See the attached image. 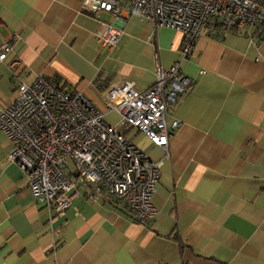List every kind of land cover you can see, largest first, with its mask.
<instances>
[{
	"label": "crops",
	"instance_id": "crops-1",
	"mask_svg": "<svg viewBox=\"0 0 264 264\" xmlns=\"http://www.w3.org/2000/svg\"><path fill=\"white\" fill-rule=\"evenodd\" d=\"M83 0H0V108L39 73L80 91L110 123V86L150 88L156 64L171 68L182 35L133 15L113 49L97 40L101 20ZM19 63L11 67V61ZM187 93L170 111L180 122L170 156L134 129L128 138L163 161L148 224L77 189L62 216L37 203L13 146L0 130V264H264V26L214 33L205 28L182 63ZM114 121V122H113Z\"/></svg>",
	"mask_w": 264,
	"mask_h": 264
},
{
	"label": "built area",
	"instance_id": "built-area-1",
	"mask_svg": "<svg viewBox=\"0 0 264 264\" xmlns=\"http://www.w3.org/2000/svg\"><path fill=\"white\" fill-rule=\"evenodd\" d=\"M82 11L111 16L101 20L97 35L110 50L133 15L175 30L182 35L179 59L168 69L156 64L155 83L146 90L129 80L110 86L105 103L118 117L114 124L80 91L56 85L43 73L30 84L21 82L15 100L0 108V130L13 146L8 159L23 172L35 201L54 217L65 214L81 188L92 201L148 224L158 215L154 196L163 161L151 160L126 130L144 135L169 158L170 135L180 126L169 113L190 87L182 63L205 28L219 33L264 26V0H83ZM11 51L10 42L2 40L1 63ZM18 63L13 59L10 66Z\"/></svg>",
	"mask_w": 264,
	"mask_h": 264
},
{
	"label": "trees",
	"instance_id": "trees-1",
	"mask_svg": "<svg viewBox=\"0 0 264 264\" xmlns=\"http://www.w3.org/2000/svg\"><path fill=\"white\" fill-rule=\"evenodd\" d=\"M53 83H54V82H53ZM54 84H56V85L58 84V85H59V83H58V82H55ZM62 87H63V86H62ZM123 211H124V210H123ZM127 214H128V213H127Z\"/></svg>",
	"mask_w": 264,
	"mask_h": 264
},
{
	"label": "rangeland",
	"instance_id": "rangeland-1",
	"mask_svg": "<svg viewBox=\"0 0 264 264\" xmlns=\"http://www.w3.org/2000/svg\"><path fill=\"white\" fill-rule=\"evenodd\" d=\"M114 122V121H113ZM111 124H113V123H111ZM126 134H127V130H126Z\"/></svg>",
	"mask_w": 264,
	"mask_h": 264
}]
</instances>
